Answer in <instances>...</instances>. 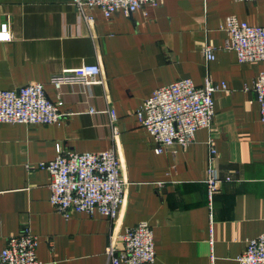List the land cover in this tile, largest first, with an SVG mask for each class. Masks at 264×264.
<instances>
[{"label": "crops", "instance_id": "obj_1", "mask_svg": "<svg viewBox=\"0 0 264 264\" xmlns=\"http://www.w3.org/2000/svg\"><path fill=\"white\" fill-rule=\"evenodd\" d=\"M84 21L74 0H0V90L42 83L64 102L63 125L0 123V254L9 239L31 227L41 264H108L110 238L123 247L127 228L148 222L154 232L153 264H238L248 241L264 234V123L254 84L264 63H240L225 48L229 22L264 26V0H161L132 16L106 19L100 10ZM210 46L216 59L208 61ZM84 65H99L100 85L65 86L50 79ZM215 94V119L184 149L155 152L135 116L155 91L183 79ZM118 116V154L126 203L115 222L76 214L65 220L50 203L52 176L40 169L58 146L75 154L113 147L108 112ZM223 183L212 205L206 184L210 143ZM213 239L214 244L211 245ZM213 249V251H212Z\"/></svg>", "mask_w": 264, "mask_h": 264}, {"label": "built area", "instance_id": "obj_2", "mask_svg": "<svg viewBox=\"0 0 264 264\" xmlns=\"http://www.w3.org/2000/svg\"><path fill=\"white\" fill-rule=\"evenodd\" d=\"M257 2L260 0H235ZM161 0H74L75 7L84 21L91 23L92 12L100 10L106 19L117 12L132 16L146 6L158 7ZM225 48L234 52L240 63H264V26L254 27L248 23L229 22ZM12 39L8 24L0 30V42ZM208 61L216 59L215 50L203 49ZM99 65H84L74 71L52 77L50 84L60 91L65 86H93L103 83ZM225 83L217 85L207 78L202 87L192 80L183 79L158 89L137 110L135 116L140 127L153 139L155 152L164 154L172 146L190 147L197 132L210 129L215 119V94L226 91ZM253 91L260 105L261 121L264 123V72L254 84ZM64 102L52 101L42 83H32L18 90H0V123L28 126L61 127L69 114L63 112ZM113 147L105 152L75 154L57 148L54 161L42 163L40 169L53 178L50 203L65 220L76 214L100 215L115 222L126 203V183L122 176V164L118 154L121 137L118 116L108 112ZM210 158L206 184L212 205L223 183H231L230 177L222 179L216 168L217 150L210 143ZM123 247L115 245L110 238L106 250L108 264H153L156 261L154 232L148 222L127 228L122 236ZM214 244L213 239L211 245ZM39 239L31 227L25 226L17 236L9 239L0 254V264H41L37 257ZM213 251V249H212ZM238 264H264V234L248 241L245 253ZM215 259L212 256V263Z\"/></svg>", "mask_w": 264, "mask_h": 264}]
</instances>
